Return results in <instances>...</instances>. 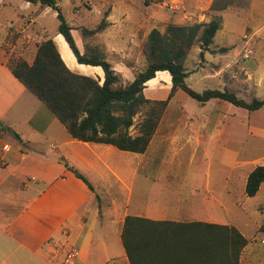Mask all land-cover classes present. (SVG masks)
<instances>
[{"label":"rangeland","instance_id":"rangeland-1","mask_svg":"<svg viewBox=\"0 0 264 264\" xmlns=\"http://www.w3.org/2000/svg\"><path fill=\"white\" fill-rule=\"evenodd\" d=\"M57 2L73 27L72 35L78 48L82 51L88 44L104 52L121 74L122 84L133 78V71L145 65L140 48L150 29H162L167 22L204 21L213 16V13L205 14V10H196L189 0ZM233 13L229 10L221 14L225 22L209 47L229 46L230 49L224 53L205 50L201 59L199 46H193L184 62L189 71L186 82L199 92L207 88L229 89L245 101L254 97L262 99L264 80L257 82V79L264 78V42L259 47L260 42L250 41L244 48L242 21L232 16ZM102 18L108 25L101 32L83 36L81 27H94ZM58 23L56 11L50 7L26 0H0V59L21 58L31 63L36 44L45 38L58 41L65 57L67 52L62 42L65 39L57 32ZM124 61L131 62L132 67H127ZM76 69L74 72L89 75L82 72V68ZM170 85L171 80L168 83L163 76H158L156 81L146 84L144 95L153 100L165 99ZM143 114L144 109L134 117L131 133L136 132ZM142 156L140 160L135 157V163L139 162V170L145 171L146 205L160 194L166 200L175 199L178 188L183 193L194 187L202 190L207 180L208 187L214 191L213 197L206 195L214 221L237 227L248 239L241 252V264H264V244L261 243L264 234L257 231L264 219V182L255 195L246 196L244 192L249 171L256 165H264V106L249 111L220 99L199 103L178 90L168 101ZM140 179L134 183L133 198L139 193ZM91 180L101 193L102 186L96 179ZM103 193L101 210L106 213L109 206ZM155 202L150 201V204ZM139 206V202L133 200L129 212L138 211ZM181 220L190 218L178 221ZM112 251L117 250L112 248Z\"/></svg>","mask_w":264,"mask_h":264},{"label":"crops","instance_id":"crops-1","mask_svg":"<svg viewBox=\"0 0 264 264\" xmlns=\"http://www.w3.org/2000/svg\"><path fill=\"white\" fill-rule=\"evenodd\" d=\"M189 1L203 11L212 0ZM229 10L234 12L232 16L241 18L244 48L250 41L263 45L264 0H251L247 8L229 7L218 12L221 26L225 22L221 14ZM62 42L67 55L63 56L58 41L57 48L71 70L82 68V72L103 80L100 66L76 63L68 44ZM263 80L258 78L257 82ZM0 123L18 134L0 133V264H58L63 251L72 244L78 248L76 264H129L120 238L127 214L156 220L189 217V221L215 222L206 200V195L213 197L214 191L207 180L202 190L194 187L183 193L178 188L175 199L166 200L160 194L146 205L145 171L135 163V157L143 159L140 157L145 152L73 138L12 74L5 58L0 59ZM4 145L6 149H2ZM74 170L88 179L99 196L103 192L107 196L106 213L101 210V200L95 199V193ZM137 178L141 183L133 198ZM91 179L102 186L101 193ZM223 190L228 195L225 186ZM133 200L140 206L130 213ZM154 200L157 203L150 204Z\"/></svg>","mask_w":264,"mask_h":264},{"label":"trees","instance_id":"trees-1","mask_svg":"<svg viewBox=\"0 0 264 264\" xmlns=\"http://www.w3.org/2000/svg\"><path fill=\"white\" fill-rule=\"evenodd\" d=\"M56 11L57 32L67 42L78 63L100 66L103 80L72 71L62 59L52 38L36 44L32 62L18 58L7 61L12 74L45 105L75 139L113 145L119 150L144 153L149 146L158 121L178 90L199 103L220 99L249 111L264 106V98L245 101L229 89L195 91L186 82L189 71L184 66L192 47L198 45L199 56L204 51L224 53L230 47L209 48L221 26L218 12L229 7L247 8L251 0H212L205 14L213 13L209 21L188 23L167 22L163 28L153 27L141 44L145 65L133 71V78L121 83L104 52L85 44L81 51L72 35L57 0H26ZM148 4V3H146ZM108 23L102 18L94 27H81L83 36L101 32ZM127 67L131 62L124 61ZM163 76L170 89L165 99H149L144 95L146 84ZM144 109L136 132H130L134 117ZM16 132L0 123V133ZM94 192L88 179L74 170ZM264 182V165L254 166L247 174L244 192L253 196ZM95 193V199L100 197ZM264 209V203L262 205ZM264 234V219L257 228ZM121 243L129 264H241V252L248 243L243 233L231 224L205 221L156 220L127 214L121 224Z\"/></svg>","mask_w":264,"mask_h":264},{"label":"built area","instance_id":"built-area-1","mask_svg":"<svg viewBox=\"0 0 264 264\" xmlns=\"http://www.w3.org/2000/svg\"><path fill=\"white\" fill-rule=\"evenodd\" d=\"M2 149H6V145L2 146ZM261 243L264 244V238L261 239ZM78 256V248L76 245L68 246L62 254L60 262L58 264H76Z\"/></svg>","mask_w":264,"mask_h":264}]
</instances>
